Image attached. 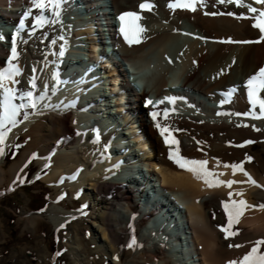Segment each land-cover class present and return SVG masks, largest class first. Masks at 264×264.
<instances>
[{"label": "bare ground", "instance_id": "bare-ground-1", "mask_svg": "<svg viewBox=\"0 0 264 264\" xmlns=\"http://www.w3.org/2000/svg\"><path fill=\"white\" fill-rule=\"evenodd\" d=\"M145 2L154 5L151 11L140 9L139 5ZM169 2L171 0L100 2L99 13L105 14L111 9L116 15L135 12L143 17L140 24L147 29L142 43L129 47L122 37L121 46L117 48L120 58L132 69L151 74L146 77L147 90H143V94L122 93L114 102L117 107L111 108L106 93H120L117 86L120 79L113 77L115 72L105 70L113 68L111 61L103 62L104 66L98 64L99 54H105L106 47L104 43H93L90 36L94 30L99 33L105 30L104 17L99 22L94 15L87 17L84 12L75 16L63 14L62 24L34 28V17L39 15V10L32 8L30 0H0V23L3 20L7 25L19 24L21 15L32 11L22 35H16L18 59L13 63L19 67L21 75L15 77L18 83L8 82V87L20 93L29 90L34 81L35 87L31 90L40 98L36 110H22L17 125L9 126L11 131L0 146L4 149V154L0 155V198L1 188L7 186V191H13L22 183L28 165L37 157L39 169L32 182L41 179L55 190L54 204L48 206L49 220L59 228L68 221L92 219L93 232L88 239L98 243L95 249L105 260L112 255L111 264H229L241 260L255 241L264 239V212L255 209L247 210L241 222L234 225L232 231H238V235L225 239V233L220 231L227 225L222 202L229 200L230 192L244 193L242 197L233 195V199H244L257 206L264 204V119L243 115L251 108L243 85L264 67V42L219 43L229 38L233 41L259 39L258 29L251 27L254 22L251 17L255 14L247 8L219 4L213 7L215 0H208L206 8H198L194 13L181 9L173 12L167 7ZM244 2L264 10V5L255 4L254 0ZM93 5L89 3L85 10L92 9ZM205 11H231L249 18L205 16ZM45 15L54 19L48 12ZM7 31L0 27L3 37L0 39V69L8 66L11 56L13 36H5ZM61 36L63 40L59 39ZM61 47L65 48L63 57L59 56ZM77 61L94 65L99 71L73 64ZM81 70L85 71L81 73ZM87 71L90 75L86 79L83 75ZM57 75L58 79H54ZM93 83L99 84L92 87ZM175 86L179 87L178 93L171 91ZM233 87H237L236 93L222 104L225 101L222 94ZM148 94L155 95L157 107H145L150 100ZM260 95L264 98V92ZM165 97L177 99L174 104L158 103ZM153 110L160 115L156 121L152 118L148 121L147 115ZM164 110L169 112L166 119ZM24 111L28 113L27 119ZM255 111L259 114V107ZM115 112L120 114L117 124L116 118L111 117ZM221 112L241 115H217ZM133 117L138 119L137 123ZM104 119H112V123ZM157 121L168 127L171 135L166 132L165 136L170 141L175 138L178 145L165 144L155 127ZM25 131H29L31 142L21 152L19 160L6 167L8 151ZM142 137L147 141H142ZM256 144L261 150L254 151ZM177 147L182 157L207 160L210 171L224 173L218 179L244 183L234 184L232 188H209L169 159L170 150ZM248 151L253 152V156ZM225 164H243L261 187L247 183V178L239 171L233 175L230 167L223 166ZM152 172H156L158 180L146 174ZM143 181L145 187L141 188ZM147 187L152 188L159 199L156 202L162 204L166 212L163 209H157L158 213L138 210L134 191H140L142 198ZM65 197L82 198V207L72 211L56 207L57 201ZM174 206L176 216L167 212ZM23 217L28 221L27 228L35 232L40 217L27 213ZM156 220L159 226L154 224ZM166 225L170 230L168 236L161 230ZM133 235L141 245L135 250L127 247ZM79 247L77 250L85 253ZM261 248L264 250V246Z\"/></svg>", "mask_w": 264, "mask_h": 264}, {"label": "snow or ice", "instance_id": "snow-or-ice-1", "mask_svg": "<svg viewBox=\"0 0 264 264\" xmlns=\"http://www.w3.org/2000/svg\"><path fill=\"white\" fill-rule=\"evenodd\" d=\"M32 8L39 10V15L34 17L35 24L33 25L34 28H43L46 25H53V24H62L61 20V13H62V4L64 0H30ZM255 4L264 5V0H254ZM217 4L219 5H235L238 8H247L248 12L255 14L251 19L254 21L251 25L252 28L258 29L260 35L259 39L252 40V41H233L232 39L221 40L219 43H241V44H259L264 42V10L257 9L253 7L252 4H247L244 0H215V7ZM208 6V0H171L168 3L167 7L175 12L177 9L186 10L189 12H196L199 9H204ZM142 11L147 10L151 11L154 5L151 3L145 2L139 5ZM48 12L54 19H49L45 13ZM258 13V14H257ZM32 15L31 9L25 12L19 22V28L17 31V35H19L20 31L25 29V21L29 19ZM205 16H223L228 15L237 20L240 19H248L247 16L236 15L235 13L229 11L227 13L224 12H204ZM127 20L130 22L132 27V34L129 35V32L126 31L125 28V21ZM143 17L135 12H125L119 16V20L121 21V28L120 32L124 37L125 42L128 44L129 47L133 45H138L144 41L143 34L147 31V29L140 23ZM34 34V32L32 33ZM188 35V33H184ZM197 39H201V37H196ZM0 39H3L0 36ZM59 39L63 40L64 37H60ZM53 44L56 41H52ZM65 55V48L61 47L59 52V56L63 57ZM18 59V52L16 46V36L12 38V47H11V56L7 61V67L4 69H0V146L5 143L8 133L11 131L9 126L15 127L18 123L17 117L21 115L22 110L32 109L36 110L38 108V103L40 98L35 96L31 88L35 87V82H31V87L27 91H23L18 93L17 89L14 87H8V82L18 83L15 80V77L21 75L19 67L13 63L14 60ZM172 63L171 60L168 61ZM235 62V61H234ZM54 79H58V75L54 77ZM62 83V82H61ZM239 87V86H237ZM237 87H233L228 90L227 93H223L222 95L225 96V101L228 102L230 97L236 93ZM243 87L246 89L247 101L251 105L250 110L243 115L250 116L253 119H264V98L261 97V93L264 92V67L259 68V70L250 76ZM176 97H165L163 100L159 101L158 103H164L168 101L169 103H175ZM26 101L23 103H16L15 101ZM148 104H152L153 102L149 100ZM259 107V114L256 113V108ZM169 112L168 110H164L163 117L166 119ZM160 115L157 112L152 113V118L154 121L157 120V116ZM217 115H241L240 113H217ZM24 118H28L27 111H24ZM240 126V125H238ZM245 127L247 125H244ZM155 127L159 129L160 135L164 137L165 144H175L178 145L179 141L173 138L171 141L169 140L168 136H165V133L168 132L171 135L168 127L161 126V124L157 121L155 123ZM258 130V129H257ZM246 143H253V141H247ZM243 147V145H240ZM4 154L3 147H0V155ZM169 159L173 160L180 168L185 169L188 172H191L196 179L202 180L205 185L209 188L213 187H220L225 186L228 188H232L234 184L237 183H244L243 181H235V180H228L223 181L218 179L219 176H223L224 173H215L210 171L207 167L208 161L207 160H194V159H187L180 155L179 148L177 147L174 151L170 150L169 152ZM249 161L251 157L247 158ZM217 166H219V162H217ZM225 168L230 167L232 169V174L236 175L239 171L241 172L246 178L247 183L252 186L261 187L257 182L252 178V176L245 171L243 164H232V165H223ZM233 195L235 196H243V192H236V193H229V200L227 202H222L224 213L227 217V225L222 226L220 228L221 232L225 233L224 238L228 239L230 236H236L239 234L238 231H232L234 225H237L241 222V218L244 216L245 212L250 209H255L264 212V204L260 205H252L249 204L244 199H233ZM261 246H264V239L257 240L254 242V246L251 250L243 256V258L239 261H230L229 264H264V252H261ZM127 247L129 249L135 250L137 247H141L137 243L135 236L131 237L130 242L128 243ZM229 247H242V245H229Z\"/></svg>", "mask_w": 264, "mask_h": 264}, {"label": "rangeland", "instance_id": "rangeland-1", "mask_svg": "<svg viewBox=\"0 0 264 264\" xmlns=\"http://www.w3.org/2000/svg\"><path fill=\"white\" fill-rule=\"evenodd\" d=\"M28 133L29 131L22 132L8 151L6 167L19 160L21 152L28 142H31L32 137L28 136ZM253 149L261 150V146L256 144ZM247 153L253 156V152ZM37 161L38 158L34 157L28 165L27 176L22 178V183H19L15 190L7 191V186L1 188L3 195L0 198V264H111L112 255H108L105 260L95 249L98 243L88 239L93 232L92 219L68 221L59 228L49 220L48 206L54 204L52 197L55 190L41 179L32 182L31 179L39 169ZM47 171L49 172V169H46L45 173H48ZM57 203L56 207L72 211L76 207H82L83 199L79 197L71 200L65 197ZM89 211L91 209H88ZM25 213L28 216L40 217L35 232L27 228L28 221L23 217ZM78 247L85 253H80ZM171 252H174V249ZM261 252H264L263 248Z\"/></svg>", "mask_w": 264, "mask_h": 264}]
</instances>
